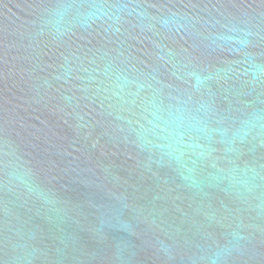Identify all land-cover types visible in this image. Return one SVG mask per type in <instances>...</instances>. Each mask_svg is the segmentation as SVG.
Returning a JSON list of instances; mask_svg holds the SVG:
<instances>
[{
    "label": "water",
    "instance_id": "water-1",
    "mask_svg": "<svg viewBox=\"0 0 264 264\" xmlns=\"http://www.w3.org/2000/svg\"><path fill=\"white\" fill-rule=\"evenodd\" d=\"M0 264H264V0H0Z\"/></svg>",
    "mask_w": 264,
    "mask_h": 264
}]
</instances>
